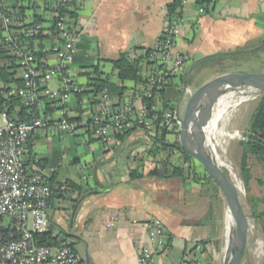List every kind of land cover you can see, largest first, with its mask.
Wrapping results in <instances>:
<instances>
[{
    "label": "crops",
    "instance_id": "obj_1",
    "mask_svg": "<svg viewBox=\"0 0 264 264\" xmlns=\"http://www.w3.org/2000/svg\"><path fill=\"white\" fill-rule=\"evenodd\" d=\"M172 1L81 0L76 11L77 26L90 40L89 53L97 52L101 59H116L130 50L136 55L142 54L156 44L166 22V7ZM183 16L174 51L183 56L185 70L204 56L251 47L264 36V0H215L204 14L197 13L194 6H186ZM47 60L49 64L55 62L52 55H48ZM101 68L112 84H120L110 63L102 62ZM52 80L54 86H51ZM170 81L163 96L171 105H176L182 99L184 86L183 83L179 85L178 76ZM79 82L84 83V78L81 77ZM123 84L129 89L133 82L125 81ZM48 86L52 90L57 89L58 79L51 78ZM176 91H181L177 98ZM40 113L44 115L43 110ZM46 115L56 118V108ZM154 134L147 135L142 129L135 128L123 139L112 137L105 145L100 141L88 143L91 152L80 156L66 148L74 134L35 132L26 142L24 159L28 153L51 159L59 150L65 164L107 163L105 172L100 166L97 170L104 183L101 192L73 193L68 198L54 191L47 206L49 220L60 223L65 234L79 238L75 249L83 260L85 255L88 256V264H139V249L147 244L144 222L152 216L162 220L168 237L166 247L155 255L152 264H178L181 259L196 263L209 261L212 243L207 244L204 250L195 245L201 240H213L216 235L212 226L215 224L214 199L219 191H213L202 166L195 161L190 162L193 173L186 169L187 162L183 163L186 168L182 178L156 177L147 174L145 166L135 167L137 160L140 165L142 162L146 164V157H135V153L140 150L141 143L147 142V136ZM52 136L54 139L50 138ZM169 136L172 137L166 134L168 140ZM88 138L96 140L91 135ZM102 146L108 153L100 152ZM169 153L170 162L180 165V152L171 149ZM73 155L79 157L76 164L71 163ZM46 167L45 170L55 171L56 175L58 168ZM135 169L138 170L137 176H130V170ZM64 174L70 177V181L80 184L71 172ZM94 188L96 183L89 178L88 189ZM60 207H65L63 213L59 211ZM75 208L72 226H66L65 221L71 219V211Z\"/></svg>",
    "mask_w": 264,
    "mask_h": 264
},
{
    "label": "built area",
    "instance_id": "obj_2",
    "mask_svg": "<svg viewBox=\"0 0 264 264\" xmlns=\"http://www.w3.org/2000/svg\"><path fill=\"white\" fill-rule=\"evenodd\" d=\"M213 4L215 0H200ZM81 0H19L12 8L11 0H0L1 48L12 56L17 65L21 85H13L9 93L21 98L30 118L15 121L4 113L0 124V264H87L83 257L67 245H39L33 242L34 233L48 231L47 206L53 191L38 173L24 168L25 144L35 132L86 133L107 143L114 134H123L135 125L147 135L155 133V121L172 136L179 133L182 121V102L186 103L193 92L183 89L178 104L162 109L148 103L155 92L168 81V77L182 75L185 71L183 56L174 51L178 26L183 23V10L194 6L199 14L207 9L197 0H180L181 8L166 19L150 58L153 63L145 73L143 83L133 85L118 106L116 99L102 89L96 96L97 103L89 109L80 102V122L68 120L76 116L72 109L73 95L83 90L80 71L74 66L81 31L74 27L66 10L77 11ZM23 7L22 14L19 8ZM183 9V10H182ZM38 17V18H37ZM28 42H25V39ZM54 57L49 64L47 56L37 59V53ZM56 77L57 89H50L48 81ZM43 88V89H42ZM40 95L57 99V117L42 115ZM54 107V105H52ZM147 244L139 249V264H152L155 255L168 242L165 226L156 216L144 222ZM201 248V245H197ZM178 264L196 263L181 259Z\"/></svg>",
    "mask_w": 264,
    "mask_h": 264
},
{
    "label": "trees",
    "instance_id": "obj_3",
    "mask_svg": "<svg viewBox=\"0 0 264 264\" xmlns=\"http://www.w3.org/2000/svg\"><path fill=\"white\" fill-rule=\"evenodd\" d=\"M18 1L19 0H11L10 6L14 8ZM197 2L202 3L207 10L210 5H212L209 2H203L200 0H197ZM181 7L182 6L180 0H173L171 3H169L166 7V19L171 15V13ZM22 10H24V8L20 7V14H22ZM66 12L73 20L74 27H77L76 11L66 10ZM1 39L2 30L0 29V113H4L7 117L15 121H25L30 118L29 112L23 107V103L20 97L9 93V90L13 85H21L22 82L18 77L17 65L15 64L12 56H10L5 50L1 48ZM25 42H28L27 38L25 39ZM89 49L90 40L81 34L80 42L78 43V52L74 57L73 64L76 68L79 69L80 76L84 78V83H80L83 87V90L80 93H75L73 95V104L71 106L72 109L75 110L77 115L68 118V120H70L71 122L76 123L77 126L80 122L79 114L82 111L79 108L80 102L85 101L88 108L93 109V107L97 103L95 96L102 89L106 88L108 90V93L116 99V104L120 106L124 102L128 90L133 87L134 84L139 85L143 83L145 73L147 72L149 66L153 63L150 58L152 49H146L142 54L138 55L134 54L131 50L126 51L121 53L116 59H101L99 56L95 58L91 53H89ZM261 54H264V36L251 47L238 48L225 52H216L198 59L191 65L190 69L185 70L182 75L178 76L179 82L181 84L186 82L188 86L191 85L194 87H198L204 81L197 82L194 78L201 71L210 69L214 70L218 74L233 72L236 71V69H238V66L243 62L257 60ZM46 56V54L40 52L37 53L36 57L38 60H40L41 58H45ZM102 62H108L111 64L112 70L115 73L118 81L120 82L119 85H114L109 81L108 76L102 71ZM143 69H145V73H142ZM173 77L174 76L168 77L167 83L157 92H155L154 96H152L148 100L149 104L158 107L159 112H161L162 109L174 106L167 102L163 96L165 88L171 84L170 80ZM125 81H131L133 82V85L128 89L123 84V82ZM40 100L42 102V110L44 115L51 113L52 109L56 108L55 106L58 102L57 99L49 98L46 95H40ZM52 105H54V107ZM154 123L156 126V131L154 135L148 136L150 138V141L152 142V145L149 148L147 155L150 159H152V161L155 162V164L153 167H150L147 170V174L156 177L176 176L182 178L184 175V169L186 168L183 166V163L185 162H187L188 164L186 169L189 172L193 173L194 170L190 162H196V160L184 151L177 139L168 141V139L166 138V134H168V132L164 131L162 136V129L160 128L158 121H155ZM135 128L141 129V127L135 125L132 129L126 131L125 133H116L113 135V137L123 139ZM177 134L178 133H175L173 137H175ZM101 143L102 145L106 144L103 142ZM240 147L241 151L239 156V170L242 175L244 185L247 186L251 178L250 159L252 157H256L261 162L264 168V92L261 93L257 100V103L252 110L245 132V139L240 141ZM171 149H175L182 155V161L180 165H175L170 162L169 151ZM159 153L165 154V158H162L160 160L158 158ZM78 162L79 157L73 155L71 163L76 164ZM61 164L62 153L59 150H56L54 152L51 159L48 157H37L29 153L26 159H24L25 171L29 173H37V170L45 171V168H47L46 166H50L51 168H58ZM32 166L36 168L33 169ZM129 174L130 176L135 177L138 174V170H130ZM204 175L211 184L213 191L217 193L219 191L217 185L206 174L205 171ZM41 177L50 186L54 194L52 186L54 177L47 178L42 174ZM87 190H85L80 184L76 182L67 181L64 186L58 190V192L61 196L65 194L68 198H70L71 194L73 193L82 195L83 193H86ZM255 217L260 221H264V210L256 213ZM260 229L263 232L264 239V225H261ZM78 239L79 238L75 235L65 234V240L62 243H58L57 236H54L48 231L33 234V242L36 244L45 246H57L60 244H65L75 252H77L75 249V244ZM212 242L217 243L218 241L201 240L198 243L199 245H202V250H204L206 249L207 244ZM195 247H197V245H195ZM208 260V262L212 264L211 255L208 256ZM262 264H264V259Z\"/></svg>",
    "mask_w": 264,
    "mask_h": 264
},
{
    "label": "water",
    "instance_id": "obj_4",
    "mask_svg": "<svg viewBox=\"0 0 264 264\" xmlns=\"http://www.w3.org/2000/svg\"><path fill=\"white\" fill-rule=\"evenodd\" d=\"M183 86V89L189 87L186 82L183 83ZM246 88H254L263 93L264 73L227 72L203 82L193 90L184 105L179 131L178 141L182 148L201 164L206 174L217 185L224 196L226 208L233 220L228 235V252L225 254L222 264L241 263L247 241L248 216L244 212L236 183L226 174L224 168L216 162L210 148L204 142L205 134L199 124L210 115L215 101L220 96L232 90ZM163 132L164 130L161 132L162 136ZM99 164V161L94 165L62 163L58 167L56 175L55 171L50 170H37V173L47 178L54 177L52 186L55 192L64 186L66 181H70V177L64 174L66 171L71 172L85 190L88 189L90 178L96 183V188L87 190L86 193L96 194L104 189V183L100 180L97 172L98 167H102V171L105 172L107 163ZM75 210L76 208L71 211L70 220H72ZM59 211L63 213L65 207H60ZM48 232L57 236L58 243L65 240V231L60 223L50 221ZM84 261L87 264L89 263L87 255H85Z\"/></svg>",
    "mask_w": 264,
    "mask_h": 264
},
{
    "label": "rangeland",
    "instance_id": "obj_5",
    "mask_svg": "<svg viewBox=\"0 0 264 264\" xmlns=\"http://www.w3.org/2000/svg\"><path fill=\"white\" fill-rule=\"evenodd\" d=\"M97 52H92V56L95 58L98 56ZM233 72H245V73H264V54H261L257 60H251L249 62H243L238 66V69ZM219 75L214 70L205 69L198 73L194 78L195 81H207L215 76ZM180 85V82H178ZM55 82L51 81V86H54ZM192 90L196 87L189 86ZM248 90V88L244 89ZM180 92H175V97H179ZM237 95V94H236ZM260 92L256 91V93H252L249 99L241 101L238 105L229 106L226 108L225 118H228L226 125L222 127L223 131H231V137L229 138L227 135L221 134L218 135L219 140V151L225 155L224 158L232 165L234 172L238 175L239 180L242 183V187L244 192L238 193L240 201L242 203L244 212L246 216H248V231H247V241L245 245V250L242 256L241 264H262L264 259V239L263 232L260 229L261 225H264V221H260L256 219V213L264 210V168L261 162L256 158L252 157L250 159V171L251 178L249 184L247 186L244 185L242 175L239 170V156H240V141L245 139V132L247 129V124L252 113V110L257 103ZM181 110L183 113L185 103H181ZM0 119L3 122L4 115L0 113ZM222 123L219 122V126ZM84 138H83V137ZM170 139L168 141H173L175 139H179V133L175 137L169 136ZM220 137V138H219ZM54 139V136L50 137ZM223 138V139H222ZM88 141V142H85ZM225 139V140H224ZM147 142L141 143L140 150L135 153V157L141 155V157H146L145 162H142L140 165L138 160L135 162V167L145 166L146 169H149L151 166H154L155 162L152 159H148L147 152L151 147L152 143L150 142V138L147 136ZM223 140V141H222ZM83 141V144L81 143ZM98 140H90L86 133L80 134L76 133L71 135L69 143H67V150H69L72 154H76L78 156L85 155L91 152L90 146L88 143L97 142ZM99 142V141H98ZM51 145V144H50ZM48 144V146H50ZM100 152L106 154L108 151H105L104 147L99 148ZM159 159L165 158V154L159 153ZM123 161V160H122ZM198 164L199 162L196 161ZM226 163V166L229 165ZM119 164L116 163V165ZM227 172V175L231 178L229 171L226 167H223ZM145 169V170H146ZM215 201V213L214 220L215 224L212 226L216 235H214L213 241H218L217 243L212 242L211 245V259L212 264H222L223 262V247L225 243V213H226V204L224 196L219 190L218 197L214 199ZM66 226H72V220L65 221ZM74 226V225H73ZM202 246V245H201Z\"/></svg>",
    "mask_w": 264,
    "mask_h": 264
},
{
    "label": "bare ground",
    "instance_id": "obj_6",
    "mask_svg": "<svg viewBox=\"0 0 264 264\" xmlns=\"http://www.w3.org/2000/svg\"><path fill=\"white\" fill-rule=\"evenodd\" d=\"M256 91L257 90L254 88H248V90L237 89L226 92L215 101L211 109L210 115L199 124L200 128L205 134V138H204L205 144L208 146V148H210L213 157L221 167H226V163H229L227 159L224 158L225 155H223L218 149L220 148L218 135L224 134L227 135L229 138L231 137V131L222 130L223 125L225 126L228 121V118L226 119L224 116L226 112V108L229 106L238 105L241 101L249 99L251 97L250 95L252 93H256ZM219 122L222 123L221 124L222 126H219ZM229 167H232L230 163H229ZM230 175L232 181L236 183L238 187V192L243 193L244 190L242 187V183L239 180V177L235 174V172L232 171ZM232 221L233 220L230 215V212L226 208L225 219H224L226 239L223 247L224 249L223 258L225 257V254L228 252V235L230 228L232 226Z\"/></svg>",
    "mask_w": 264,
    "mask_h": 264
},
{
    "label": "flooded vegetation",
    "instance_id": "obj_7",
    "mask_svg": "<svg viewBox=\"0 0 264 264\" xmlns=\"http://www.w3.org/2000/svg\"><path fill=\"white\" fill-rule=\"evenodd\" d=\"M226 169L229 171L230 174H231V171L234 172L233 167H229V165L226 166ZM235 174H236V173H235ZM236 175H237V174H236ZM237 176H238V175H237Z\"/></svg>",
    "mask_w": 264,
    "mask_h": 264
}]
</instances>
